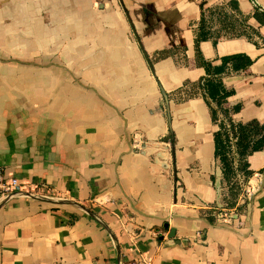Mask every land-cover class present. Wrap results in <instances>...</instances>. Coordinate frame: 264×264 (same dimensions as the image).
Returning a JSON list of instances; mask_svg holds the SVG:
<instances>
[{
    "label": "crops",
    "instance_id": "obj_1",
    "mask_svg": "<svg viewBox=\"0 0 264 264\" xmlns=\"http://www.w3.org/2000/svg\"><path fill=\"white\" fill-rule=\"evenodd\" d=\"M229 1L259 37L199 49L213 65L251 61L222 77V102L240 107L234 122L264 131V0H0V169L93 210L121 264H264V146L247 157L238 207L224 208L218 127L184 88L205 76L200 5L230 14ZM215 207L222 219L210 222ZM0 264L118 263L109 235L77 208L15 195L0 208Z\"/></svg>",
    "mask_w": 264,
    "mask_h": 264
},
{
    "label": "trees",
    "instance_id": "obj_2",
    "mask_svg": "<svg viewBox=\"0 0 264 264\" xmlns=\"http://www.w3.org/2000/svg\"><path fill=\"white\" fill-rule=\"evenodd\" d=\"M228 7L233 13H214L210 9L200 5V19L194 29L195 62L203 68L205 76L196 83H185L184 88L188 96L201 97L206 103L212 124L218 127L214 133V157L221 172L222 197L224 208L235 207V200L240 192L239 178L247 183L252 173L247 169V157L253 152L259 151L264 142V131L257 121L248 123H236L232 115L240 109L239 106L232 108L223 107V98L228 94L222 83V77L230 72L245 70L251 61L242 54L230 55L220 58L218 65L206 61L200 52L199 44L210 40L216 43L221 38H245L253 41V37H259L258 32L247 24L248 16L243 15L236 1H229ZM258 10V9H256ZM264 16V13L261 12ZM214 18V19H213ZM215 21L218 28L210 29V23ZM232 140V151L227 138ZM214 182V177H211ZM232 204L227 206V200ZM223 208V209H224ZM218 208L207 211V219L213 222L210 215H216ZM76 216H71L68 224L72 225Z\"/></svg>",
    "mask_w": 264,
    "mask_h": 264
},
{
    "label": "water",
    "instance_id": "obj_3",
    "mask_svg": "<svg viewBox=\"0 0 264 264\" xmlns=\"http://www.w3.org/2000/svg\"><path fill=\"white\" fill-rule=\"evenodd\" d=\"M217 189L220 192V184L217 183ZM15 195H21L24 197H28L31 199H35V200H40L43 201L45 203H48L50 205H54V206H60V205H69L72 207L77 208L78 210H80L81 212H83L85 215H87L88 217H90L91 219H93L95 222L98 223V225L100 227H102V229H104V231L109 235V237L111 238L114 247H115V251H116V256H117V263L121 264V258H120V247L118 245L117 239L115 234L113 233V231L110 229V227L90 208H88L87 206L77 202V201H72V200H68V199H62V198H52L49 196H44V195H39L36 193H30V192H25V191H18L15 192L13 194L10 195H6L2 198H0V208L12 197ZM174 234V231L171 230L170 231V235L169 238H172Z\"/></svg>",
    "mask_w": 264,
    "mask_h": 264
},
{
    "label": "built area",
    "instance_id": "obj_4",
    "mask_svg": "<svg viewBox=\"0 0 264 264\" xmlns=\"http://www.w3.org/2000/svg\"><path fill=\"white\" fill-rule=\"evenodd\" d=\"M18 191L35 193L32 190L29 191V190L24 189L23 185L17 179L13 177H7L4 171L0 169V198L6 195L13 194ZM220 212L221 211H218L215 215V217L219 216L218 217L219 220L222 219V216L219 215ZM122 264H152V263H151V260L148 258L139 257V258L128 260Z\"/></svg>",
    "mask_w": 264,
    "mask_h": 264
},
{
    "label": "rangeland",
    "instance_id": "obj_5",
    "mask_svg": "<svg viewBox=\"0 0 264 264\" xmlns=\"http://www.w3.org/2000/svg\"><path fill=\"white\" fill-rule=\"evenodd\" d=\"M238 182L240 183V192L238 193L237 197H236V200H235V207L234 208H237L238 207V204H237V200H238V196L241 195L243 193V195H245V191H244V187H245V184L246 183H243V179L242 178H239ZM230 204H232L231 202V199L230 200H227V206H230Z\"/></svg>",
    "mask_w": 264,
    "mask_h": 264
}]
</instances>
